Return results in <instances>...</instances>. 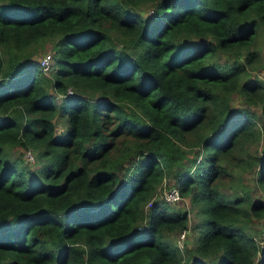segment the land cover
Returning a JSON list of instances; mask_svg holds the SVG:
<instances>
[{
    "label": "trees",
    "instance_id": "obj_1",
    "mask_svg": "<svg viewBox=\"0 0 264 264\" xmlns=\"http://www.w3.org/2000/svg\"><path fill=\"white\" fill-rule=\"evenodd\" d=\"M263 44L264 0H0V264H264Z\"/></svg>",
    "mask_w": 264,
    "mask_h": 264
},
{
    "label": "rangeland",
    "instance_id": "obj_2",
    "mask_svg": "<svg viewBox=\"0 0 264 264\" xmlns=\"http://www.w3.org/2000/svg\"><path fill=\"white\" fill-rule=\"evenodd\" d=\"M51 47H52L51 43H48V42L45 43L43 45V47L40 49V51L38 52L37 57H39V59H40L43 55L48 54V53H52ZM262 51H263V57H264V44H263V50ZM219 59L220 60H224L222 56H220ZM256 72H257L258 76H260L261 78L264 79V58H263L262 68L259 71H256ZM235 97L232 99V102H233L232 105H237L238 102L241 101L240 98L238 99V98H235ZM256 109H258V108H256ZM58 121L59 122H57L56 127H57V130H61L62 127H63V124H62V121L60 119H58ZM259 144H261L260 145V149L262 147H264V135H263V139L261 140V142H259ZM259 144L257 146H255V147H252V150H256V149L258 150L259 149ZM17 154H19V150L18 151H14L12 153L13 156H16ZM251 184L254 185L253 183H251ZM252 185L249 184V186H251V188L253 189L254 194H257L258 190L256 189L255 185H254V187ZM184 204H187L188 207L190 206L188 198L185 199ZM179 205H181V203H179ZM190 211H192V210L190 209ZM190 214H192V213H190ZM192 218H193V215H191V220H192ZM186 229L188 230V233L185 234L184 238L179 239V236L176 237V234L174 236H172L174 238V240H175V243H177L178 246H182V244L184 245L185 242H188L190 247L193 245L194 241L192 240V238L195 237V232L194 233L192 232L190 223L188 224Z\"/></svg>",
    "mask_w": 264,
    "mask_h": 264
},
{
    "label": "built area",
    "instance_id": "obj_3",
    "mask_svg": "<svg viewBox=\"0 0 264 264\" xmlns=\"http://www.w3.org/2000/svg\"><path fill=\"white\" fill-rule=\"evenodd\" d=\"M49 63H50V55L49 54H45L40 58V66L42 71H47L48 67H49ZM67 93L70 94L72 93V90L69 88L67 89ZM25 158L32 160L33 155L31 153L30 150H26L25 154H24ZM165 184L163 183V186ZM163 196L164 199L167 202H173V201H177L180 199V195L178 193L177 187L176 186H172L170 188H164V192H163ZM138 229L140 228V226L137 227ZM188 233L187 229H183L180 233H179V239H182L185 237V234Z\"/></svg>",
    "mask_w": 264,
    "mask_h": 264
},
{
    "label": "crops",
    "instance_id": "obj_4",
    "mask_svg": "<svg viewBox=\"0 0 264 264\" xmlns=\"http://www.w3.org/2000/svg\"><path fill=\"white\" fill-rule=\"evenodd\" d=\"M259 192L261 193V195L264 197V191L259 190Z\"/></svg>",
    "mask_w": 264,
    "mask_h": 264
}]
</instances>
